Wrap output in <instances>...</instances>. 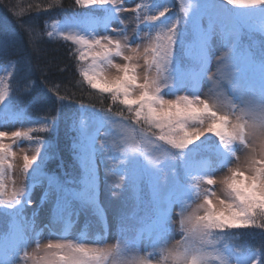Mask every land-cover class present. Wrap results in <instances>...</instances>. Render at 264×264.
<instances>
[{
    "label": "snow or ice",
    "instance_id": "snow-or-ice-1",
    "mask_svg": "<svg viewBox=\"0 0 264 264\" xmlns=\"http://www.w3.org/2000/svg\"><path fill=\"white\" fill-rule=\"evenodd\" d=\"M75 3L91 15L56 21L44 33L29 25V43L38 51L44 35L64 41L79 82L120 110L87 115L82 105L69 125L79 180L48 172L55 148L45 134L59 109L34 118L33 102L15 105L12 95L33 85L13 89L12 69L31 61H9L0 76V216L9 222L0 236V264H264V244L248 254L234 242L240 229L264 234V0H152L150 6L139 0L131 8L127 0ZM245 34L259 35L258 54L243 42ZM9 42L0 40V54ZM185 57L194 67L185 66ZM49 91L60 104L69 98L58 86ZM104 155L106 173L115 178L113 196L124 181L147 188V200L139 201L141 226L129 227L122 213L115 243L102 234L68 238L72 217L81 212L104 219L97 198ZM37 188L50 206L47 242L35 213L31 220L25 215ZM60 223L63 231L54 233Z\"/></svg>",
    "mask_w": 264,
    "mask_h": 264
},
{
    "label": "trees",
    "instance_id": "trees-1",
    "mask_svg": "<svg viewBox=\"0 0 264 264\" xmlns=\"http://www.w3.org/2000/svg\"><path fill=\"white\" fill-rule=\"evenodd\" d=\"M3 1L2 5L7 10L5 15L7 19L4 18L3 13L0 12V19H4V23L8 24L9 26H0V40L8 39L4 34L8 29L13 28L18 34L23 36L22 43H15L9 42L7 47L4 49L5 54H1L0 59L4 60H12L16 61L19 60L22 56L29 57L31 61L30 67H24L20 64L16 65V70L13 79H11V87L13 89H23L25 84L26 76H30L28 80V84H35L36 82H40L41 86L44 88V91L37 93L35 96H26L27 93H22L20 91L16 92V96L20 98H27L30 102H33L34 108L31 112V115L35 117L44 116L47 114L49 109L54 108L51 103L49 96L53 99H56L55 95L49 91L50 88L58 86L60 89V95H68L69 98L64 100L62 104L59 103L58 112H52L53 116L57 117V122L60 121V124H67L65 125V131H63L60 135L55 136L56 134L53 132L49 134L51 136L52 141L54 142L55 152H57V158L62 160V164L64 167L68 169L71 173L68 172L67 175H64L68 178H75L77 181L81 176V169L79 166L78 161L73 156L72 150V143L73 137L75 133L69 127L71 123V119L74 115L80 112L81 106L85 111L95 110L97 114L101 112V109L97 107H89L87 104H91L92 102L97 103V94L96 90L90 89L86 84H81L79 73L77 70V62L70 57L69 55V47L64 41H55V39H49L46 35L43 36L42 40L39 43V50L33 51L32 44L29 43V38L27 37V26H29L28 22L26 24V14L30 15L31 22H35L36 19V12L38 11L35 5H39V9L43 6L49 8V4H53L54 0H1ZM75 2V0H73ZM65 0L63 4H65ZM56 5V4H55ZM67 5V4H66ZM16 8L23 11L20 15H17ZM28 10V11H27ZM27 11V13L25 12ZM86 11L80 10L75 11L72 13H66L67 17L71 16H83ZM26 13V14H25ZM34 14V15H33ZM50 15H45L40 17L39 28L38 26H34L39 30L41 33L45 31H51V25L54 21L53 18L49 17ZM58 20L66 19L65 16L57 17ZM39 19V18H38ZM28 20V19H27ZM47 25V28H46ZM2 37V38H1ZM16 37H19L16 35ZM4 38V39H3ZM20 38V37H19ZM243 39H246L245 44H250V40L257 39V35H253L252 38H249L247 34L244 35ZM20 40V39H19ZM18 40V41H19ZM260 40V39H258ZM21 41V40H20ZM254 42V41H253ZM39 84V85H40ZM43 84V85H42ZM42 90V89H41ZM45 92V96L47 98V104L44 101L43 106L47 107L44 110H38L36 106L39 95ZM49 95V96H48ZM33 97V98H32ZM106 99H109L110 106L113 112L120 110L119 106L116 104H112L110 97L107 95L105 96ZM103 101L104 96H103ZM91 102V103H90ZM29 104V103H27ZM86 104V105H85ZM15 105H17L15 103ZM105 110V109H104ZM116 110V111H115ZM93 112V111H92ZM125 115L127 112L125 111ZM68 120V122H66ZM57 138V139H56ZM59 159V160H60ZM53 164V160L50 163V166ZM7 225V218L0 216V231H2Z\"/></svg>",
    "mask_w": 264,
    "mask_h": 264
},
{
    "label": "rangeland",
    "instance_id": "rangeland-1",
    "mask_svg": "<svg viewBox=\"0 0 264 264\" xmlns=\"http://www.w3.org/2000/svg\"><path fill=\"white\" fill-rule=\"evenodd\" d=\"M63 1L64 0H59V3L56 5L54 4V6H52V7L47 8V7L43 6L41 9H39L35 14L36 19H37L35 22H31L30 15L27 13L28 10L25 11L27 13V14L25 13L27 16L26 24L28 22V24L31 25L32 27L38 26V28H39L40 17L48 15V14L50 15L49 16L50 18H53V20H54L52 22V24H53L54 22L59 21L58 20L59 18H57V17H60L63 15L67 18V15H65L66 13H72L75 11L77 12L80 10L87 11L89 13V10L87 8L76 5V3L73 0H65L66 3L61 5L63 3ZM137 2H139V0H127L126 6L129 8L134 7L135 3H137ZM143 2L150 6L152 3V0H143ZM168 2L172 3L173 0H168ZM2 3H3V1L0 0V12H2L4 18L7 19V16L5 15V12L3 11V9L6 12H7V10L3 7L4 5H2ZM16 9L17 10L14 13H17V12L22 13L23 12L22 10L20 11L19 8H16ZM89 15H91V14H89ZM131 15L132 14L130 12H126L123 14V17L127 21L131 17ZM169 15H171V13ZM0 26H9V25L4 23V19H0ZM112 26L116 27L117 25L113 24ZM132 27H134V25L129 24V32L130 33H131ZM34 28H36V27H34ZM14 29L15 28H14V24H13V28L8 29L5 33H2V34H4L9 39L10 42L12 41L15 43H22L24 41L22 39L23 36L21 37V35L18 34L17 32H15ZM16 35H18L20 38L16 37ZM27 37H28V33H27ZM52 39L53 40L55 39V41L60 40V39H56V38H52ZM213 48L215 50V54L219 55L221 50H222V47H221L219 41L213 42ZM0 56H1V54H0ZM213 60H214V65H213V68L211 69V72L216 71V61H215V59H213ZM9 61L8 60L2 61L0 59V76L6 75L5 69L7 68ZM15 70H16V67L12 69L13 75H12L11 79H13V77H14ZM27 83H28V81H27ZM39 84H40V82H36L35 84H33V87L31 88L30 92H28L25 95L28 97L32 96V95L35 96L37 93L44 91L43 89L45 87L43 88L41 86V84L40 85ZM208 89H209V84H208V82L205 81V85L203 87V93L208 92ZM96 94H97V100H98L97 103H94V102L91 103L90 102L91 104H87V105L89 107H97L98 109H101V108H103L105 110L108 109L110 106V103H109L110 100L105 98L106 94H103V95L99 94V93H96ZM103 96H104V100H106V101H103V99H102ZM49 98L52 101L51 105L55 108L58 107L59 102H57L56 99H53L50 96H49ZM12 100H13V103L14 104L16 103L19 108H24L28 105L27 103H29L32 99H30L28 101L26 97L20 98L16 95H12ZM38 101H39V104H38V106H36V108L38 110H40V109L44 110V109L48 108V106L45 107L42 105V104H44V101L47 104V98L45 96V92H42L39 95ZM32 102H34V100ZM66 122H68V120ZM65 125H67V124L66 123L60 124V121H58L56 123L55 128L50 133L45 134V138L48 139L49 143L51 145H53V147L55 146L54 142L52 141L53 138L51 139V136H49V134L54 132L56 134L55 136L60 135L63 131H65V128H66ZM16 127H19V125L18 124L8 125L4 130H15ZM101 139H103L102 136H101ZM56 154H57V152H55V158L54 159H50L47 162L46 171L56 172L57 174H59L61 176L67 175L68 172L71 173L70 171H68V169L66 167L63 166L62 160L60 158H57ZM241 157L243 158V154H241ZM52 160H53V164L50 166V163ZM106 160H107V155L102 156L98 160L97 172L101 176L100 177V184L98 186L100 187V185H101V194H102L101 200L106 205L107 209L109 210L110 217H111V225H112L111 234H110L109 238H107L106 240L109 243H115V237H116V234H117V231L119 228V217L121 216L122 213H126L128 215V218H129L128 219V226L129 227L135 228V227L141 226L139 223V220H135L132 217V213L140 208V204H139L140 200L139 199L142 197V194H141L142 184L140 186V190H136V189H132L129 186V183L127 181H124V182H122L123 183L122 190L118 191V194L116 196H113V194H112V182L115 178L106 173V170H105L106 166H107L105 163ZM218 175H223V173H218ZM20 179H21V177L19 176V173H17L16 174L17 183L20 182ZM219 187H220L219 185L216 186L217 190H219ZM40 195H41V190L39 188H37L33 193L32 206L26 210L25 215L29 220H31L33 218V214L35 213V224H36L38 229H42L40 227H43V232H42L43 242H47V239L49 238V231L45 228V222H48L49 218H50V206L43 204L41 202ZM75 217L78 219V221L80 223L84 222L83 224H87L90 226L89 232L93 233L95 230L99 229L97 227V220H96L97 218L94 215H92L90 212H81L78 216H75ZM61 225H62V223L57 224L55 226L60 228ZM22 226H23V223H22ZM174 237H175V239H179L178 230H176L174 232ZM51 238L56 239L57 236L52 235ZM69 238L76 239L79 237L77 236V233H74ZM234 242L237 244H243V246H245L244 249L248 250L249 254H250V253L256 251L257 249H259L261 244H264V234H262L260 230L240 229V230H237V237H236ZM33 247H34V245H33Z\"/></svg>",
    "mask_w": 264,
    "mask_h": 264
}]
</instances>
